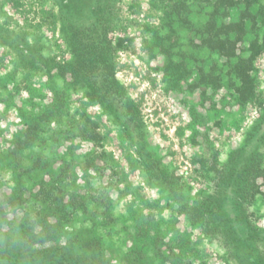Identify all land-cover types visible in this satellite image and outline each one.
Segmentation results:
<instances>
[{"label": "rangeland", "instance_id": "obj_1", "mask_svg": "<svg viewBox=\"0 0 264 264\" xmlns=\"http://www.w3.org/2000/svg\"><path fill=\"white\" fill-rule=\"evenodd\" d=\"M178 2L185 11L177 20L171 6ZM96 17L92 36L101 39L106 32L115 38V78L134 103L136 118L123 125L114 111L90 101L84 93L88 76L81 73L69 92V115L59 124L42 121L33 147L16 150L23 128L47 116L43 107L53 96L45 85L65 87L58 76L44 78L40 65L25 69L24 79L31 81L11 75L23 41L36 40L43 57L58 64L76 62L72 38ZM208 21L218 27L232 22L240 33L248 22L252 48L260 47L259 40L264 46V0H0V264H30L33 256L43 264L37 246L50 248L57 234L34 247L24 234L27 221L36 226L45 218V229L55 226L54 197L40 198L33 188L47 175L53 181L59 169L69 195L90 184L96 171L101 176L98 195L111 197L117 226L100 225L90 206L77 208L63 224L65 233L102 239L112 264H161L160 256L136 261L130 253L128 259L130 249L151 246L156 234L182 248L184 264H264V182L247 207L239 177L264 144V48L251 63L258 94L238 104L235 63L197 43ZM28 54L19 66L31 61ZM197 68L215 77L208 86L213 92L202 90ZM230 184L238 196L217 201ZM94 248L86 254L99 259Z\"/></svg>", "mask_w": 264, "mask_h": 264}, {"label": "trees", "instance_id": "obj_2", "mask_svg": "<svg viewBox=\"0 0 264 264\" xmlns=\"http://www.w3.org/2000/svg\"><path fill=\"white\" fill-rule=\"evenodd\" d=\"M185 8V6H180L179 3L172 7L171 13L179 15V9ZM182 12H180L181 14ZM96 21L99 19L96 17L91 23L90 28L83 27V31L79 30V33L72 38L73 50L75 52V45L78 49V55L76 57V62L67 64H58L54 59L43 57L41 50L36 49L37 41L34 40L33 44H29L25 40L24 42V52L20 54V57L14 63V70L11 75L15 79H19L20 82L31 81V79H24V72L27 67H32L35 69L37 65L42 67L40 72L44 73L43 77L48 79V81L57 76L64 80L65 87L63 90L59 89L58 86L45 85V90H47L53 96L50 99V104L43 107V112L47 116L42 117L44 120L35 121L30 126L24 127V132H21L20 138L14 142L15 149L21 146V144L30 145L33 147V143L36 139L37 130L42 129V121H45L47 125L59 124L60 120L66 115H69L68 105L70 100L69 92L74 89L73 85L76 84L75 78L80 76L81 73H87L88 78L86 79V84L84 87L85 96L89 98L90 101L102 106L107 110L110 109L114 111V115L118 117V121H121L123 125L133 122L136 118L137 110L134 107V103L128 98L125 90L119 84V82L114 78V68L111 64V55L113 51L108 45H103L102 40L99 37L92 36L97 33L98 25ZM84 23V22H82ZM81 27L80 24L76 26ZM216 32L213 28V33ZM20 35H22L19 32ZM210 37H214V34H210ZM14 40V38L11 36ZM78 40V44L77 43ZM1 41V40H0ZM1 44V42H0ZM29 53L26 58L31 59L24 66H19L18 63H23L25 61L26 53ZM18 57V56H17ZM37 69V68H36ZM71 72L72 75L67 76V72ZM74 75V76H73ZM22 76V78H21ZM1 89V88H0ZM29 93L30 90H27ZM65 167V165H64ZM63 175L62 169H59L56 173V178L52 181L47 175L44 178H40L38 182H35V187L33 191L38 194L40 198L54 197L51 200L52 205L50 206L52 211L56 212L54 217L55 222L51 229H45V225L48 224L45 218H43V224L34 225L30 224L29 228L26 229L24 234V239L28 241V245L35 246L36 242H43L45 239L49 238L50 234H57V241L54 242L53 246L46 249L39 245L37 247L41 248L39 256L43 264H112V260L109 257V252L105 249L102 239L92 238L86 239L84 237H79L75 232L65 233L64 224L69 223L67 218L74 215L77 208H82L84 206H90L94 208L92 211L94 214V219L100 220V225L108 227L111 223L112 227L117 226L114 217L112 206V199L105 194L98 195L103 188H96L97 183L100 184L101 176L96 171V176L90 177L92 182L90 184H85L83 188H78L72 194L66 192V186L59 178ZM25 178V177H23ZM95 193L94 196H87L88 193ZM95 196H97L95 198ZM217 201H228V198L217 199ZM101 207L105 210L101 213L99 210ZM88 209V207H87ZM89 211V210H88ZM89 215V214H88ZM95 221V220H94ZM92 221L93 223H95ZM63 224V225H62ZM138 234L139 230H135ZM123 233L129 237V229L124 228ZM75 235V239L69 242H62L64 239L71 235ZM53 238V237H51ZM156 238V239H155ZM164 235L156 234L154 236V243L150 245H144L139 247L138 250L130 249L128 251V259L131 258L130 253L133 254L131 259L136 261L145 260L148 255L154 258L160 256L161 264H184L182 261V248H176L172 242L168 246L165 244ZM97 246V251L99 254V259H94V255L97 254H86L87 252L95 249ZM145 246H149L148 252H144ZM180 249L179 254L176 252ZM86 254V255H84ZM93 256V258H92ZM34 259L30 264H39L37 256H33ZM166 257V258H165ZM123 264H131L129 260L123 262ZM144 264H147L145 261ZM156 264V263H155Z\"/></svg>", "mask_w": 264, "mask_h": 264}, {"label": "flooded vegetation", "instance_id": "obj_3", "mask_svg": "<svg viewBox=\"0 0 264 264\" xmlns=\"http://www.w3.org/2000/svg\"><path fill=\"white\" fill-rule=\"evenodd\" d=\"M172 7L173 5L171 6V10ZM178 11H179V15L174 14L177 20L182 16L185 9L183 12L181 9H179ZM180 12L182 13L180 14ZM210 22L212 21L207 22L205 30L202 34L203 36L197 41V43L199 44V48H201L202 50L204 49L211 53H216L221 57L227 58L230 62L235 63L233 68L235 69V71L238 70V72H236L235 75L236 79L238 80V84H237L238 86H235V93L236 95L239 96L237 103L241 105L248 104L250 101H252L253 99L252 97L258 94L256 90L255 79L251 76V71H252L251 65L254 63V58L258 57V55L261 54L264 46L262 47V43L259 40L260 47L256 43L257 47L252 48L251 45L253 42L249 41V39L246 36L249 35L248 30L251 31L248 22L245 23L243 22V24L241 25V27L243 28V31L241 33L236 31V27L238 25L233 24L232 22L222 24L219 27L217 26L216 23L212 22L210 24ZM213 28L216 31L214 33H213ZM224 30L230 32L231 36L230 33L227 32L228 34H225L226 36L225 40H222L220 36ZM210 34H212V36L214 34V37L211 38ZM102 36L103 37L101 38V40L103 45L104 46L108 45V47H110L111 50L113 51L111 55V64H113L112 60L116 49V45L113 42L115 38L110 37L106 32H104V35ZM113 68H115L114 64H113ZM240 71H242V73H240ZM196 74L199 77V85H204L202 90H204L205 92H208L209 90H210L209 92H213V88H209L208 86L212 83L213 80H215V77L207 73L206 69L204 68H197ZM114 78H115V74H114ZM217 81L219 83H222L221 79H217ZM119 84L122 86L120 82ZM122 87L126 92L125 87L124 86ZM261 105L263 106V110H262V115L259 117V122L260 124L263 125L262 129H264V100L261 102ZM247 148L248 147L245 146L241 150L244 151ZM239 177L241 179V182L243 183V186L240 190V192L242 193L241 200L247 207H250L252 198L256 197L254 196V194L256 189L258 188V184H260V181L264 182V144L263 143H261L258 153H256L254 156H250L247 159L246 167L244 168L243 172ZM233 189H234L233 185L228 186L226 190H221L223 191V193L221 194V196H217V198L223 197V198L231 199L233 196H238L233 193ZM256 195H261V193L259 192ZM242 253H245V251H243Z\"/></svg>", "mask_w": 264, "mask_h": 264}]
</instances>
